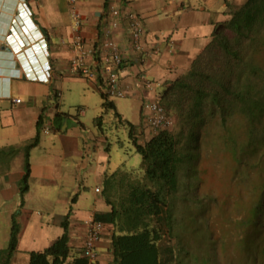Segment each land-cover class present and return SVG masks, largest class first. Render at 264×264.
Returning <instances> with one entry per match:
<instances>
[{
	"label": "crops",
	"instance_id": "0c3cea01",
	"mask_svg": "<svg viewBox=\"0 0 264 264\" xmlns=\"http://www.w3.org/2000/svg\"><path fill=\"white\" fill-rule=\"evenodd\" d=\"M244 2L122 0L124 9L140 16L146 47L160 46L161 53L138 65L131 62L136 61L135 54L128 48L124 56L130 62L122 71L127 96L112 99V108L104 105L94 82L70 73L75 55L72 41L79 35L86 47L97 46L106 24L107 0H0V248L8 245L17 210L21 225L11 264L21 259L28 264L31 250H43L60 237L67 214L73 250H80L88 226L101 222L99 264H108L111 259L115 227L106 180L113 172L109 154L112 143L104 134L102 116L97 118L99 131L80 120L76 124L61 103H54V94L59 91L63 97L67 80H85L88 99L97 107L101 100V111L114 110L120 125L129 130L128 123L135 124L138 139L147 140L154 131L143 126L140 107L137 120H130L121 113L118 100L140 103L153 99L156 92L143 87L140 71L162 83L157 92L163 90L190 69L212 40L216 24L228 21L231 12ZM74 9L82 19L79 27L72 16ZM124 31L120 27L117 37L126 49ZM94 59L92 55L86 58ZM48 65H52L50 75ZM16 98L21 101L16 102ZM85 113L80 107L78 115ZM37 135L38 143L29 150L31 172L22 196L26 149Z\"/></svg>",
	"mask_w": 264,
	"mask_h": 264
},
{
	"label": "trees",
	"instance_id": "16d2710c",
	"mask_svg": "<svg viewBox=\"0 0 264 264\" xmlns=\"http://www.w3.org/2000/svg\"><path fill=\"white\" fill-rule=\"evenodd\" d=\"M159 93L162 104L175 116V125L153 130L149 139L139 140L136 125L129 122V136L142 156L141 167L106 180V197L112 204L111 219L115 227L108 264H182L175 249L163 241L166 235L177 236L174 231L178 223L175 212L178 198L192 201L194 206L202 203L186 193L193 188L194 181L184 184L181 176L187 169L191 173L188 178H195L202 134L210 126L221 128L224 147L238 164L242 163L244 149L255 143L259 126L264 149V0H245L231 12L228 21L216 24L212 40L190 69ZM102 96L105 106L115 107ZM234 115L244 117L249 132L244 149L237 145L230 127ZM143 126L146 127L144 122ZM38 141L39 135L26 149L22 196L28 189L31 172L29 150ZM259 188L263 193L264 185ZM18 215L19 210L12 217L8 245L0 248V264H11L16 253L21 231ZM68 218L69 214L62 223L63 234L51 245L29 252L28 264L100 263L99 244L98 256L93 260L84 255L83 244L80 250H73ZM251 219L250 215L248 223Z\"/></svg>",
	"mask_w": 264,
	"mask_h": 264
},
{
	"label": "rangeland",
	"instance_id": "374dc122",
	"mask_svg": "<svg viewBox=\"0 0 264 264\" xmlns=\"http://www.w3.org/2000/svg\"><path fill=\"white\" fill-rule=\"evenodd\" d=\"M86 89L85 80H67L63 97L59 100L53 97L54 103H61L63 111L76 124L80 120L88 128L98 131L97 118L102 116L104 134L112 143L109 154L113 172L110 176L120 177L121 174L138 171L142 156L136 152L129 130L120 125L114 110L101 111V100H97V107L93 99H88ZM97 95L100 99L101 95ZM89 100L92 101L91 105ZM118 102L121 113L130 120H137L140 107L141 120L147 126L143 117V101L122 99ZM80 107L86 110L85 115H78ZM230 127L238 140L237 145L244 149L242 147L247 143L249 134L244 117L234 115ZM258 128L256 141L244 149L246 151L240 164L224 147L219 126L212 125L202 134L195 178H188L191 173L187 169L181 176L184 184L194 181L193 188L186 193L194 199L196 196L202 203L194 206L192 201L178 198L175 201L178 223L174 231L177 236L166 235L163 241L164 245H171L175 249L177 259L182 264H264V192H261V188L258 190L259 185H264V149L260 144L261 127ZM91 184L93 188L94 184ZM259 198L262 200L259 201ZM250 215L252 219L248 223ZM17 264L24 262L21 259Z\"/></svg>",
	"mask_w": 264,
	"mask_h": 264
},
{
	"label": "built area",
	"instance_id": "2783aa9c",
	"mask_svg": "<svg viewBox=\"0 0 264 264\" xmlns=\"http://www.w3.org/2000/svg\"><path fill=\"white\" fill-rule=\"evenodd\" d=\"M77 0H71L76 3ZM72 16L75 26L81 24V16L74 9ZM105 28L100 36L97 46L88 48L83 37L77 36L72 41L75 55L70 65V73L75 76L85 78L95 83L96 87L108 100L124 98L127 96V89L122 81L123 68L130 62L125 60L124 53L133 51L136 61H131L138 65H143L148 58L161 53L160 46L148 48L144 44L143 38L145 29L140 16L131 10L124 9L122 0H107V11L105 16ZM124 27V38L127 41L126 49L120 43L117 32L120 27ZM124 40V39H123ZM95 56L93 61H87L88 56ZM52 71V65H48V74ZM140 83L149 91H155V97L144 101L143 117L147 123L146 127L155 131L164 128H171L175 125L176 119L173 113L163 104L161 95L157 88L161 83L150 78L145 71H140ZM61 92L54 94V99L59 100ZM56 100V101H57ZM20 102V98L15 99ZM55 102V101H54ZM103 223L93 222L88 226L86 237L83 242L84 255L90 259L98 256V244L102 238Z\"/></svg>",
	"mask_w": 264,
	"mask_h": 264
}]
</instances>
